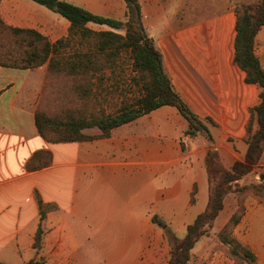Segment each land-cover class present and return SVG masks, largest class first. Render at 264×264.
<instances>
[{
    "label": "crops",
    "instance_id": "crops-1",
    "mask_svg": "<svg viewBox=\"0 0 264 264\" xmlns=\"http://www.w3.org/2000/svg\"><path fill=\"white\" fill-rule=\"evenodd\" d=\"M61 1L95 15L126 19L124 0ZM138 1L143 26L162 55L175 91L210 134L190 136L177 108L164 106L113 129L108 137L50 143L36 125L48 64L35 69L0 66L1 263L160 264L139 234L147 233L150 221L158 225L153 222L158 216L191 217L189 226L206 209L209 152H216L228 170L245 158L251 110L261 99L258 85L248 83L235 62L234 0ZM206 11L209 14L198 16ZM0 17L11 27L36 30L52 43L67 38L71 27L66 18L33 0H0ZM88 27L117 32L95 23ZM255 54L264 67V26L256 37ZM88 131L100 134L96 128ZM39 152L51 154L50 164L31 171L28 163ZM261 174L264 153L255 170L237 183L261 184ZM227 203L228 198L214 222L218 231L237 209V204ZM41 211L46 215L45 235L38 253L33 245ZM162 222L182 238L187 233L188 226ZM233 235L255 256L253 264H264V195H245ZM228 262L232 260L219 256L209 260Z\"/></svg>",
    "mask_w": 264,
    "mask_h": 264
},
{
    "label": "trees",
    "instance_id": "trees-1",
    "mask_svg": "<svg viewBox=\"0 0 264 264\" xmlns=\"http://www.w3.org/2000/svg\"><path fill=\"white\" fill-rule=\"evenodd\" d=\"M66 18L71 27L67 38L52 43L47 37L32 29L15 28L7 25L0 17V66L15 69H35L48 64V76L52 72L70 76L74 79L72 87L79 96L88 94L101 96L105 91L103 84L110 80L106 72L115 74L116 69L130 68L133 73L130 81H123L128 92L132 87L138 90L133 99H122L113 112L102 107L98 111L85 112L77 106L67 110L65 119H54L45 111L38 110L36 125L41 136L50 143H64L89 140L95 137H108L113 129L131 123L144 115L164 106L177 108L187 121L192 137L210 134L206 123L196 115L186 102L175 91L173 84L165 72L163 58L149 37L142 23L141 5L138 0H124L127 5L125 20H116L95 15L88 10L61 0H33ZM237 15V36L235 40V62L245 71L246 81L258 85L260 103L251 110V118L244 138L247 152L243 161L234 162L230 170L218 161L216 152H209L207 171L213 169L220 173L218 182L209 191L206 209L200 213L187 233L178 239L174 232L156 218L153 222L165 228L171 243V257L168 264H191V253L196 244L213 228L214 222L224 209L225 198L232 192L233 185L245 175L253 172L260 163L264 153V67L255 54L256 37L264 26V0L257 4H240L235 10ZM89 23L106 25L124 35L111 30L95 31L88 27ZM123 53L125 58L122 57ZM84 82V83H83ZM86 83V84H85ZM106 83V82H105ZM96 85L100 86L95 92ZM119 85L115 87L117 90ZM95 93V95L93 94ZM105 99V98H104ZM90 108V106H89ZM79 114V115H77ZM207 123H212L207 119ZM98 129V136L86 133L89 129ZM50 130H61L60 137H50ZM49 152L36 153L28 163V169L35 171L49 166ZM261 184H250L241 187L242 194L255 192L264 195V174ZM248 191V192H247ZM239 193V192H238ZM237 194V193H236ZM245 197V196H244ZM194 199V198H193ZM244 201L219 233L221 242L229 245L232 256L255 262V256L240 242L230 237V232L240 222L244 212ZM45 212L41 211L40 225L35 235L34 249L39 253L45 235ZM0 264H4L1 263ZM24 264H45L43 260H31Z\"/></svg>",
    "mask_w": 264,
    "mask_h": 264
},
{
    "label": "rangeland",
    "instance_id": "rangeland-1",
    "mask_svg": "<svg viewBox=\"0 0 264 264\" xmlns=\"http://www.w3.org/2000/svg\"><path fill=\"white\" fill-rule=\"evenodd\" d=\"M259 2V0H234V6L235 10L240 4H249V5H255ZM184 13V12H183ZM207 14H209L208 11L205 13H201L198 15L199 17H204ZM198 16H186L188 19H196ZM185 18V19H186ZM94 29H99L97 26H94ZM117 33H121L124 35V31H117ZM123 58H125V54L122 55ZM126 59V58H125ZM107 77L110 80H107L103 84V88L106 89L105 91H101V96H93L88 94L86 96H79L78 92H75L73 90L74 86V79L70 76L60 74L59 72H52V75L48 76L46 78L45 88L43 91L41 103L39 106L40 110L45 111V113L54 119H65V115L67 110H71L72 108L77 106H84L82 109L86 112L88 111H98L101 108V102L102 107L105 109L104 106H106V109L108 112H113L116 108V104H119L122 99H133L134 93L138 94V90L135 87V85L132 87L131 92H128V89L126 88V84L123 83V81H127V83L130 81L129 85H133L131 82L133 73L130 70V68L124 67L116 69L115 74L111 71L106 72ZM84 83V82H83ZM86 84V83H85ZM118 86L117 90L115 87ZM100 86L96 85L95 92L99 93ZM95 95V93L93 92ZM105 98V99H104ZM90 106V108H89ZM79 115V114H77ZM61 130H50L48 129V134L50 137L56 138L60 137ZM88 134H93L94 132H87ZM232 140V139H231ZM233 141V140H232ZM219 161V160H218ZM220 177V173L217 171V169L212 168V172L210 173V178H212V185L218 182V179ZM211 180H210V188H211ZM246 185L244 184H234L233 190L231 193H229L226 198H228V206L233 207V205L237 204V209H239V204L241 201H244L245 194H242L240 192L241 187H244ZM239 192V193H238ZM248 192V191H247ZM237 193V194H236ZM247 194V193H246ZM225 198V200H226ZM244 205V204H243ZM235 211V212H236ZM149 214H153L154 212H151ZM167 221L171 222L176 227L180 228H186L188 226L191 217H187L184 220H178L177 218H167ZM158 216V221H165L166 219ZM151 219V216L149 217ZM226 225V224H225ZM224 225V226H225ZM149 228L147 229V233L139 234V238H145L147 242V247L154 249V256L157 257V259L160 260V264H168L170 257H171V243L169 242V239L165 232L162 230V228L159 225H152L151 221L149 222ZM224 228V227H223ZM221 228L218 231V226L216 228L210 229L208 235L204 236L196 247V250L191 253V264H209V260L213 259L215 257H220L221 259L232 260L231 264H248V261L242 258H238L235 256H232L230 252L229 245L221 242L219 238V233L223 229ZM234 229L230 232V237L234 238L236 241H238L234 235H233ZM175 236L178 239H182L181 233L177 234L175 233ZM239 242V241H238ZM196 251V252H195ZM228 262L227 264H229ZM251 264V263H250Z\"/></svg>",
    "mask_w": 264,
    "mask_h": 264
}]
</instances>
